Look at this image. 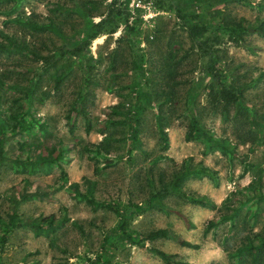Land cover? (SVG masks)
<instances>
[{"label":"rangeland","instance_id":"rangeland-1","mask_svg":"<svg viewBox=\"0 0 264 264\" xmlns=\"http://www.w3.org/2000/svg\"><path fill=\"white\" fill-rule=\"evenodd\" d=\"M262 21L264 0H0V264H86L122 220L103 248L113 264H163L152 248L188 264H264L249 251L264 239ZM217 79L242 102L219 99ZM188 108L231 150L186 140ZM39 147L60 152V168L30 167ZM184 167L196 174L174 188ZM73 183L107 206L70 197ZM157 229L199 249L144 240Z\"/></svg>","mask_w":264,"mask_h":264},{"label":"trees","instance_id":"trees-1","mask_svg":"<svg viewBox=\"0 0 264 264\" xmlns=\"http://www.w3.org/2000/svg\"><path fill=\"white\" fill-rule=\"evenodd\" d=\"M94 26H91V28L87 31L86 35H85V42H89L91 39H93L95 37V33L91 32V29H93ZM204 33L207 31V29H203ZM256 31L260 34L261 38L264 40V21L260 22L257 27H256ZM53 32L58 33V30H53ZM228 32L230 35H233L232 31L228 29ZM190 35L193 38H197V37H201L202 36V32L199 31L197 29V27L195 25L190 27ZM160 70L165 74L166 70H167V65L164 64ZM217 85H215V88H217V92L216 95L219 99L225 101V102H232V103H239L242 102V98L240 95H235L232 94L228 91V89L226 88V86L221 83L219 81V79H217ZM138 101V99H137ZM227 104V103H226ZM121 105V104H119ZM123 106V105H122ZM142 104L138 101L136 103V106H134L131 109H127L125 111V114L129 115V113L132 114L131 119H133L134 123H132V128L131 133L133 135H135L136 133V121L138 119L137 115L139 110L141 109ZM185 114L187 116L188 119V123L190 126V130L186 133V140H196L199 142H202L204 147L207 148V151H212L214 150V148H219L220 151H224L225 149H229L231 150V146L229 145L228 141L226 140H221V139H216L213 138L211 135H209L203 128L202 126H199V117H197L195 115V113L193 112L192 109H187V111H185ZM156 117L158 118L159 121H161V114L157 113ZM107 123L109 124V121H105V122H100L98 123V133L104 134L105 131V126L107 125ZM69 126V132L71 133L74 129V125H68ZM17 128V127H16ZM91 129V126L89 124L88 121H86L85 126H84V131L85 133H88ZM16 131V130H15ZM20 135L21 138H23L24 136V132L22 130H19V128L17 129V132H13L11 136H18ZM19 137V136H18ZM26 139H23V143L25 144L27 141H25ZM105 140V139H104ZM6 142V139L4 136H2V134L0 133V152L3 150L4 148V144ZM32 157V155H30ZM34 157H32V161L31 163L28 162L27 164H29L30 167L38 165L39 166H45L46 168V172L50 173L54 168H60V160H61V153L57 152L55 153L53 150H47V148L44 147H39V149H37L35 155L33 154ZM0 160H4L3 157L0 158ZM28 160V159H27ZM20 163V162H18ZM203 173H205V170L203 171ZM196 173H193V171H190V169L188 168H183V171L181 172L180 175H178V179L174 181L171 185L174 186V188H177L179 183L182 182L184 179H186L187 177H189L190 175H193ZM178 183V184H177ZM76 187V184H70L68 185L67 192L69 194L70 197H72L73 199H76L78 201H82L84 202L85 205L91 207V208H104L105 206H107L104 202L102 201H98L95 200L92 197V194L90 191L84 193V194H80V193H75L74 191H72L73 188ZM185 200L186 202L201 207V208H205V209H209V210H213L215 209V205L214 203L209 200L208 198L204 197V196H185ZM150 205H153V203H150ZM112 208V207H111ZM114 209V208H113ZM115 210V209H114ZM183 222L186 228L190 229L192 228L191 223L187 220L186 217H184L182 214H180L179 212H174ZM53 217H50V219ZM228 217H224V219H222V221L227 220ZM219 221H214V220H210L206 226L203 229V235H206L207 232L210 229L216 228L218 225ZM125 222L122 220L120 221L116 228L114 229V232H112L111 234L113 235H107L106 238H104V242L102 244V246L100 247V251L98 253H95L94 257H92L91 259H89L87 261L86 264H113L112 261L110 260V258L107 256L108 252L106 251V249H103L104 246L107 244H110L111 240L114 239L115 237L119 236V233L123 232V229L125 227ZM36 226V225H35ZM37 230V232L39 231L40 234L44 235L45 231L44 229H41L39 227L35 228ZM113 236V237H111ZM130 237H128L127 239H129ZM157 239H168V240H173L177 245L181 246V247H185V248H189V249H193V250H198L199 249V245L196 244H191L187 241H184L182 238H180L179 236L174 235L171 231L167 230V229H157L154 231L149 232L146 236L144 240L147 241H154ZM150 251L156 255L157 257L160 258V260L163 262V264H188L185 262H181V261H176L173 260V258L170 255H167L157 249H150ZM249 251L253 254H259V252L263 251L264 252V239L259 240V243L255 244L254 246H250L249 247Z\"/></svg>","mask_w":264,"mask_h":264}]
</instances>
